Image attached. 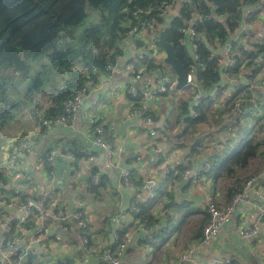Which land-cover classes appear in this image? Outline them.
Here are the masks:
<instances>
[{"label": "trees", "instance_id": "trees-1", "mask_svg": "<svg viewBox=\"0 0 264 264\" xmlns=\"http://www.w3.org/2000/svg\"><path fill=\"white\" fill-rule=\"evenodd\" d=\"M165 1L170 0H0V122L11 116V107L20 105L28 108L30 116L38 121V125L41 120L60 116L66 99L88 82H96L93 68L100 74H109L106 67L113 65L115 58L123 54V44L129 39V32L145 20L154 21L157 26L165 29L166 42L172 45L185 72L193 76L194 84L174 90L171 94L158 96L170 101L171 107L163 130L154 126L148 133H159L168 143L173 144V148L187 145L192 157L198 156L201 151L205 152L202 168L195 173L198 174L200 184L203 181L212 185L209 200L218 208H223L242 191L249 179H239L237 175L254 159L264 156V105L258 102V90L250 91V82L258 85L264 82V0H192V4H185L174 15L159 17L158 8ZM92 13L97 16L95 20L88 22ZM194 14H202L206 19L197 25V29L203 34L204 43L199 45L195 53H191L182 41L180 30L192 22ZM135 44L138 47L141 45L139 42ZM227 44L231 45L235 65L226 74L229 77L240 75L244 78L229 86L223 82L220 58H214L211 53L220 52ZM146 62L148 68L153 67L152 61L146 59ZM164 66L174 74L169 66ZM247 72L249 74L246 76ZM20 84L26 85L22 98L16 89ZM214 89H218L216 97L211 94ZM183 92H186L185 96ZM12 93L17 95V102L11 99ZM126 96L132 103V109H142L143 115L151 116L153 123L160 121L159 117L145 110L141 98H132L128 94ZM249 98L254 102H248ZM240 99L243 101L240 103L239 119L232 120L228 114ZM212 108L216 118L235 125L232 131L239 139L234 143V140L206 133L193 137L186 144L188 129L205 120H212L207 119ZM175 128L179 130L175 132ZM210 137L217 138L219 144L215 145ZM27 138L25 134L21 135L14 145L26 140L37 141L33 136ZM4 141V138H0V153ZM54 148L61 154L73 155L70 175L77 172L78 162L87 157L76 148ZM51 150L52 148L47 149L39 156L42 167L50 178L55 177V166L45 159ZM205 163L209 164L208 170L204 168ZM185 171L189 170L181 164L166 167L162 172L161 183L154 188L153 196L147 199L142 198L146 183L130 169V185L138 190V198L132 200L126 211L131 220L127 224L117 225L116 229L111 228L109 218L101 222L99 233L107 237L112 232V238L114 236L113 245L103 248V252L122 243H126L127 248L132 236L139 232V225L152 229L148 233L149 239L153 240L152 245L157 248L165 243L166 239L162 235L178 233L189 214L185 210V204L178 206L174 203L177 212L184 210L178 219L168 215L165 218L154 217L153 212L160 206L159 198L165 195L173 199L171 192L164 189L166 182L171 177L179 180ZM195 173L187 180L189 184ZM93 176L86 179V188L98 193L100 179L98 185H93ZM0 179L5 182L1 172ZM220 182H226L223 189L225 204L222 207L215 201L214 194V189ZM132 208H137L138 213H133ZM160 211L165 215L166 211ZM207 222L205 209L197 224L196 233L193 234L196 240H200ZM9 224L10 232L4 237L6 242L20 240L15 248L16 253H19L24 247L19 245L33 229L34 223L27 221L20 225L16 219H12ZM86 230L87 227L81 229L80 234L84 232L83 238L88 241L86 246H91L92 235H85ZM149 239L142 243L149 244ZM157 239L159 242L155 243ZM98 257L99 254L96 264L101 262V257L99 260ZM59 261L60 264L71 262L66 258Z\"/></svg>", "mask_w": 264, "mask_h": 264}, {"label": "crops", "instance_id": "crops-1", "mask_svg": "<svg viewBox=\"0 0 264 264\" xmlns=\"http://www.w3.org/2000/svg\"><path fill=\"white\" fill-rule=\"evenodd\" d=\"M130 41L124 42L126 49L124 55L132 56L134 50L130 47ZM124 62L119 64L122 67ZM128 82L126 74L114 72L112 74H102L93 85V90L87 97L80 111L73 120L64 127L57 128L52 132L39 130L38 121L32 120L29 128L21 130L19 133L26 137H36V145L30 153H24L21 161L17 164L13 173L10 168L4 166L7 152L0 153V172L5 179L4 184L8 188L29 186L34 190V199L41 202L44 194L49 193V204L56 207L66 205L68 212L82 214L83 221L87 230L86 234L92 235V245L82 246L79 237L81 228L76 220H70L68 231L63 232L59 228L53 230L63 237L60 244L50 247L49 258L52 261L68 259L69 264H96L102 258L103 248L113 245L114 236L112 232L104 237L99 233L101 222L109 218L110 226L116 229L121 223H129L127 210L134 198H138V190L133 185L124 186L120 181L122 170H133L135 175L142 177L146 183V190L142 198H150L154 194V188L161 183L162 172L168 166H181L187 168L192 173L202 168V159L206 153L201 151L198 156L192 157L189 148L186 146L173 148V144L168 143L166 138L159 133L151 136L148 128L144 127L140 120L135 117H128L129 101L124 87ZM166 98L157 97L153 102H149L143 107L145 110L159 117L158 123H153V127L163 130L164 121L167 120L168 108L161 107ZM151 117V116H150ZM246 122H249L247 120ZM101 125L105 131V138L114 148L115 165H107L106 153L101 148L94 145L95 133L93 127ZM153 129V128H152ZM151 129V130H152ZM179 128H175L177 132ZM168 134V133H167ZM169 135V134H168ZM27 138V139H28ZM161 138V139H160ZM191 140L186 141L189 144ZM76 148L78 151L89 155L78 162V170L74 175H70L72 168L70 162L61 170V177L58 179L55 174V188L48 190V184L53 180L39 168V154L50 148ZM155 150L157 153H155ZM90 157L92 161H90ZM160 160V161H159ZM158 161L160 163H158ZM62 162V161H61ZM264 168V156L254 159L248 167L239 173L237 177L241 179L250 173L257 174ZM56 170V168H55ZM93 171L94 176H99L100 186L97 192H90L86 188V179ZM257 184L248 195L250 200H254L256 205H261L260 195H264V182L257 179ZM218 187V186H217ZM215 187V201L222 207L225 204V192H218ZM212 185L203 182L198 187L192 186L187 180H171L166 182L164 189L171 192L173 199L163 196L158 199V205L154 209V217L165 218L166 215L175 219L182 216V212H177L174 203L178 206L186 205L187 217L180 231L176 234L162 235L165 243L159 248L152 245L153 240L149 239L148 233L142 230L135 233L126 250L121 257V264H179L181 255L188 249L197 244L198 240L193 236L196 227L205 211V205L210 198ZM223 190V189H222ZM172 205L164 208V205ZM264 207V204H262ZM160 209L166 211L165 215ZM257 215L255 207L244 205L237 208L230 220L225 224L218 238L210 244L201 247L194 254L195 259L207 258L211 254L236 255L242 260V264H264L261 253L264 250V218L260 222L258 234L251 240L241 238L238 230L243 222L253 221ZM10 216L15 219L17 214L10 212ZM10 217V220H11ZM47 224H52L48 217ZM175 222V221H174ZM166 226V225H164ZM34 228L26 234V238L19 246L26 245ZM149 239V244L142 242ZM159 239L155 240V243ZM32 259H36L35 256ZM38 261V260H36ZM48 263V260H46ZM100 262V261H99ZM68 264L67 262H65ZM101 263V262H100ZM187 264V263H185Z\"/></svg>", "mask_w": 264, "mask_h": 264}, {"label": "built area", "instance_id": "built-area-1", "mask_svg": "<svg viewBox=\"0 0 264 264\" xmlns=\"http://www.w3.org/2000/svg\"><path fill=\"white\" fill-rule=\"evenodd\" d=\"M192 3V0H170L162 2L158 8V16H172L185 4ZM192 19V22L180 31L183 37L182 41L187 45L191 53H195L199 45L204 43L203 34L197 29V25L205 21L206 17L202 14H194ZM161 30L162 28L157 26L154 21L149 20H145L139 27L133 28L129 32L128 39L130 41L129 45L131 49L134 50L132 56L125 57L124 53L126 49L123 45V54L115 58V63L113 65H108L106 67V71L109 74L118 71L126 74L128 78V82L124 87L126 94L132 98H141L144 105L153 102V100L160 95H168L171 94L170 92L177 90L176 75L172 74L165 68V54L155 46V42L158 39ZM135 42H139L141 45L138 47ZM211 53L214 58H220L223 75L222 78L225 84L229 86L244 79L240 75L237 77H229L228 74H226V71L235 65L230 44L225 45L220 52L212 51ZM146 59L152 61L153 67L148 68V62H146ZM122 62L124 63L122 67L119 68V64ZM92 72L96 80L102 75L95 68H93ZM247 74L249 73L247 72L246 76ZM200 83H203V81H200ZM193 84V76L187 74L186 87L193 86ZM93 85L94 83L88 82L85 87L74 92L63 102L61 115L51 120H41L38 125L39 130L52 132L57 128L67 126L84 105L87 97L93 90ZM256 90H258V102L260 105H264V82L260 85L250 82V91L255 92ZM217 92L218 89H214L211 92L212 96L216 97ZM242 101V99L238 100L235 106L231 109L230 114H228L232 120L239 119L240 103ZM248 102L253 103L254 100L249 98ZM128 117H135L140 120L141 124L149 130L153 127L152 118L150 116H144L142 109H132L131 102H129ZM94 133V145L105 151L107 165L113 167L115 165L114 148L112 144L106 140L103 127L101 125L96 126ZM150 135L153 136V132H151ZM35 145L36 143L34 140H26L20 142L18 145H14V143L10 145L4 161V166L10 168V173H13L15 168L18 167L17 164L21 161V156L24 153L32 152ZM198 150L201 151V148H198ZM155 153H157L156 150ZM89 160L92 161V158L90 157ZM45 161L49 164H55L56 162L61 161L74 162V157L70 153L61 154L57 149L52 147V150L50 151V154L46 156ZM38 164L39 168H42V161H40V158L38 159ZM204 168L205 170H208L209 164L205 163ZM119 176L122 185L131 186L128 178L129 170H122ZM98 177L99 176L92 177L93 185H98ZM191 177L192 172L190 171H185L181 175V178L184 180H189ZM52 178L53 180L48 184V190L55 188V179L54 177ZM258 178L262 179L264 182V168L247 180L242 191L237 194L226 207L218 208L215 203L211 202L209 199L207 200L205 209L208 215V222L202 231L200 240L181 255L179 264H242V260L236 255L220 256L217 254H211L207 258L197 260L195 259L194 254L201 247L210 244L218 238L223 227L232 217L234 211L244 205L255 207L257 215L253 221L243 222L238 233L241 238L245 240H251L258 234L260 222L264 218V207L262 205L264 204V195H260L262 201L261 205H256L254 200L248 198L254 185L258 183ZM191 184L194 187L201 185L197 173L193 174ZM49 198V193L46 192L39 203L34 199V190L31 187L19 186L8 188L4 184V181L0 179V264H60L59 260L52 261L49 258L50 247L52 245L60 244L63 240V237L57 234L53 230V227L56 226V228H59L61 231L67 232L68 224L72 219L76 220L81 228H85L86 226L81 213L68 212L66 205L58 207L50 205L48 203ZM131 211L133 213H138L137 208H132ZM10 212L17 214L15 219L20 225L27 221L34 223V230L26 245L19 253H16L15 248L20 240L14 239L10 242H6L4 237L5 234L10 232ZM48 217L52 221L51 225L46 222ZM12 219L13 218L11 217V220ZM138 229L145 233L152 231L151 228L142 225H139ZM79 242L82 246L88 244V241L81 237H79ZM125 249L126 243L118 244L114 249L107 248L102 254L100 264H121V257ZM28 254H33L36 259L33 260ZM261 255L264 258V250ZM46 260H48V263ZM61 263L64 262L61 261Z\"/></svg>", "mask_w": 264, "mask_h": 264}, {"label": "rangeland", "instance_id": "rangeland-1", "mask_svg": "<svg viewBox=\"0 0 264 264\" xmlns=\"http://www.w3.org/2000/svg\"><path fill=\"white\" fill-rule=\"evenodd\" d=\"M89 11V10H88ZM97 16L96 13L90 14V17L88 19V22H92L95 20V17ZM85 25V24H84ZM26 85L25 84H20L17 86V91L19 92V97H23L24 91H25ZM180 94V93H179ZM183 96H185L186 92L182 93ZM17 95L15 93H12L11 99H13L15 102H17L19 99L16 97ZM181 96V95H180ZM10 105H12L10 103ZM161 107H166L168 108L169 111V105L167 102H163L161 104ZM11 109V116L4 119L3 121L0 122V138H4V144L2 147V153L8 152L10 145L15 142L16 139H18L22 134L19 133L21 130H25L30 127L31 122H32V117L29 114V110L27 107L24 105H20L15 108H10ZM214 109L212 108L209 110L210 116L207 119H212V120H205L203 123L195 125L191 127V129H188L186 132V141L192 140L193 137L195 136H203L206 133H213L215 136H220L221 138H226L229 139L230 141L234 140L233 142L235 143L239 138L236 137V133L232 131V128L235 126L233 124H227V120H222L216 118V115L214 116L213 114ZM225 123L226 125L224 126L223 124ZM232 131V132H231ZM235 134V135H234ZM237 135H239L237 133ZM261 136V135H259ZM237 138V139H236ZM207 141L208 138L206 137ZM210 140L214 142L215 145H218V139L210 137ZM206 141H204L205 143ZM233 143H231V146ZM1 158V156H0ZM255 173H250L249 175H244L245 177H242L243 179L250 178L253 176ZM226 185V182H220L217 184L218 192H224V186ZM180 213V212H179Z\"/></svg>", "mask_w": 264, "mask_h": 264}, {"label": "water", "instance_id": "water-1", "mask_svg": "<svg viewBox=\"0 0 264 264\" xmlns=\"http://www.w3.org/2000/svg\"><path fill=\"white\" fill-rule=\"evenodd\" d=\"M165 29H162L159 32V37L155 42V46L160 49L164 54V63L169 66L174 74L176 75V89L181 90L184 87H186V79H187V73L183 69L180 62L177 60L174 49L171 44L167 43L165 40ZM67 165L66 161L62 162H56L54 164L56 170L55 174L58 179L61 177V170L64 169ZM172 205L171 203H167L164 205V208H167L168 206ZM29 257H34L33 254H28Z\"/></svg>", "mask_w": 264, "mask_h": 264}]
</instances>
